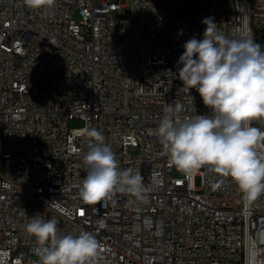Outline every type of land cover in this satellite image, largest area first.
I'll return each mask as SVG.
<instances>
[{
    "label": "built area",
    "instance_id": "built-area-1",
    "mask_svg": "<svg viewBox=\"0 0 264 264\" xmlns=\"http://www.w3.org/2000/svg\"><path fill=\"white\" fill-rule=\"evenodd\" d=\"M131 1V15L115 17L125 0L41 10L0 0V264H39L25 229L36 214L55 218L60 235L95 234L99 264H264V195L246 203L207 166L176 175L154 134L169 105H182L181 118L211 115L178 78L183 45L203 38L202 21L264 45V0ZM72 118L84 124L70 128ZM251 126L264 132V119ZM90 128L120 170L142 175L146 201L80 198Z\"/></svg>",
    "mask_w": 264,
    "mask_h": 264
},
{
    "label": "clouds",
    "instance_id": "clouds-1",
    "mask_svg": "<svg viewBox=\"0 0 264 264\" xmlns=\"http://www.w3.org/2000/svg\"><path fill=\"white\" fill-rule=\"evenodd\" d=\"M33 10L52 8L56 0H23ZM203 38L187 40L179 57L178 78L195 89L211 115L181 118L182 105H169L154 134L174 166L193 175L207 166L230 177L246 203L264 195V152L258 146L264 132L251 121L264 119V45L245 38L239 29L226 35L213 17L205 18ZM192 97V102H193ZM88 151L83 156L86 175L80 198L89 204L127 193L147 200L143 177L132 169L120 170L111 147L96 128L86 130ZM35 237L39 264H99L101 245L95 234H58L57 220L39 214L25 226Z\"/></svg>",
    "mask_w": 264,
    "mask_h": 264
},
{
    "label": "rangeland",
    "instance_id": "rangeland-1",
    "mask_svg": "<svg viewBox=\"0 0 264 264\" xmlns=\"http://www.w3.org/2000/svg\"><path fill=\"white\" fill-rule=\"evenodd\" d=\"M125 6L126 7H125V9L123 10L122 13H119V12L115 11V12H113V15L115 17H129L131 15L132 1L131 0H125ZM73 18L76 21H80L81 20V16H80V14L77 11H75L73 13ZM83 124H84V120L81 119V118H72L68 122V126L70 128H73V127H81ZM181 172H182L181 170L175 168V174L176 175L181 174ZM195 182H196L197 185L200 184V177L199 176H196L195 177ZM33 258L39 261V257L37 255V253H35L33 255Z\"/></svg>",
    "mask_w": 264,
    "mask_h": 264
}]
</instances>
